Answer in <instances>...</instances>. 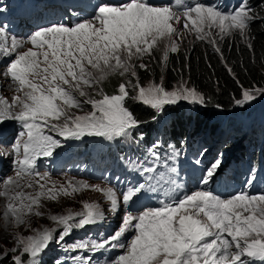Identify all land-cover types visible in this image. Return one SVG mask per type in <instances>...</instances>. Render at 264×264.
<instances>
[{"label": "snow or ice", "instance_id": "6c2138e0", "mask_svg": "<svg viewBox=\"0 0 264 264\" xmlns=\"http://www.w3.org/2000/svg\"><path fill=\"white\" fill-rule=\"evenodd\" d=\"M4 10L0 8V12ZM258 18L248 0H240L230 11L200 0H170L159 6L150 0H124L98 3L87 18L80 17L71 25L52 23L26 38L10 35L0 26V63L7 61L0 75L9 82L4 87L14 92L10 100L0 94V123L12 120L21 127L9 148L0 150V155L13 157L14 172L0 178V197L5 199L0 216L24 225L32 215H45L39 210L42 200L55 202L61 195L90 189L103 195L110 212L123 208L124 214L114 232L74 241L68 246L72 250L102 254L103 250L118 249L120 254L107 264H264V193L241 191L225 198L196 190L140 210L141 195L156 190L149 181L159 183L163 173L127 186L118 196L112 187L86 181L49 185V174L37 171L39 158L52 157L65 141L85 136L112 140L137 129L142 122L126 106L128 100L157 113L179 101L203 105L204 94L183 80L170 89L164 87L163 77L142 85L137 68L149 70L143 58L152 57L163 45L160 62L166 67L170 53L178 52L180 43L191 35L211 45L224 61L219 41L233 34L249 41L250 25ZM26 44L31 47L21 51ZM247 46L252 48L250 42ZM225 67L234 76L226 62ZM112 76L122 79L116 93L109 95L102 85ZM257 96H264V88L241 86L240 98L234 103L244 106ZM86 106L89 111L84 110ZM158 146L147 150L153 166L144 167L143 173L157 172ZM220 163L217 159L206 170L203 184L215 175ZM166 182L175 185L174 180ZM34 187L35 191H25ZM48 218L60 231L43 227L32 229L27 236L15 234V245L8 250L12 264H40L39 258L50 243H61L74 229L95 225L106 217L99 203L84 202L80 212ZM73 259L93 264L91 255Z\"/></svg>", "mask_w": 264, "mask_h": 264}, {"label": "rangeland", "instance_id": "374dc122", "mask_svg": "<svg viewBox=\"0 0 264 264\" xmlns=\"http://www.w3.org/2000/svg\"><path fill=\"white\" fill-rule=\"evenodd\" d=\"M102 2L119 4L124 2V0H0V8L5 9L0 12V26H5L10 35L26 38L40 27H45L52 23L71 25L77 22L80 17L87 18L93 12V5ZM150 2L159 6L170 3V0H150ZM200 2L217 5L221 10L230 11L239 4L240 0H200ZM259 3L260 1H258L257 6H259ZM251 8L253 9L254 7ZM23 25L26 28L21 32V28H24ZM231 36L243 39L237 34L225 36V38ZM193 39H195L193 36L188 35L180 45ZM27 47H31V45L26 44L21 51ZM160 48L163 49V45ZM146 59L147 56L143 58V62ZM6 63L7 61L0 63V73L3 72ZM181 80L185 81V79H178L170 87L165 88L170 89ZM149 81L154 80L149 77L140 83L147 85ZM120 82L121 80L118 84ZM8 83V80L0 75V94L10 100L14 92L4 87ZM188 86L191 87L189 84ZM117 87L118 85L110 92L107 90H112L113 88L103 90L111 95L116 93ZM257 87L264 88V85ZM89 91L91 92V90ZM127 102L148 110L150 114H148L147 118L141 119L142 123L140 126L126 137L107 140L102 137L85 136L79 140H68L54 152L52 157L39 158L37 171L49 174V185H51V182H56L57 186L66 185L69 180L86 181L89 185H100L101 188L112 187L119 196L127 186L144 183L149 175L158 177L160 173H163L164 179L159 183H156L155 180L149 181L156 190H146L141 195L137 204L140 210L148 207H158L161 201L171 202L178 200L185 194H190L196 190H209L225 198L241 191H246L253 195L264 193V185L259 182L256 183L258 179H256L257 177L253 179L254 172L251 171V168L246 167L247 156L243 155L240 158L234 151L240 148L247 151V148H252L254 144L258 148L260 143L264 141V96H257L254 101L244 106H237L233 103L228 107L179 101L176 105L166 106L164 111L160 113L140 103H135L131 100ZM202 109H205L207 117V121L205 120L204 124L207 123L203 125L205 127L203 133H194V142L186 144V147L184 146L181 149L171 144L165 152L159 154L160 159L156 165L157 172L152 174L143 173V168L153 166V161L150 162L148 158L136 156V153H134L136 137L142 139L143 134H148V137L153 138L159 137L158 135L160 134L167 135L176 119H181L182 123H191L196 114L203 113ZM84 110L89 111L90 106H86ZM143 114L145 115L146 113ZM153 116H155V119H153ZM209 123L213 125H211L210 132L207 131ZM240 127L246 130L252 129V133L244 137L243 133L237 131ZM20 130L21 127L16 121L7 120L0 123V150H7ZM237 136L238 139L234 145H228V148L222 147L224 140L229 139L233 142V139L237 138ZM178 137L179 140H186L182 135ZM122 151L126 153L125 157L118 155ZM86 154L88 155L86 156ZM185 154L187 157H185ZM225 154H227V157ZM12 159L11 155H0V178L14 175ZM217 159L221 161L220 166L209 181L215 180L214 177L216 176L225 184L223 186H225L227 191L223 192L219 189L210 188L208 184L201 182L206 170ZM89 161L95 163L96 176L95 174H90L92 172L90 166L84 167L82 165L84 168L80 166V163ZM170 169H175V171L172 172ZM129 173L132 174L134 179L121 184L119 179L127 177ZM117 176H119V179H117ZM168 180H174L175 185L167 183L166 181ZM230 182L237 184V186L229 185ZM25 191H35V187L25 189ZM84 202L99 203L104 210L106 218L95 225L74 229L61 243H50L49 247L39 258L40 264H56L57 261L60 264H79L73 257L86 255L93 257V264H107L110 258L120 254L118 249L114 251L103 250L102 254H93L84 250H72L68 247L77 240L97 239L100 236L106 237L114 232L121 223V217L124 214L123 208L118 212H110L109 203L104 199L103 195L90 189H85L69 196L61 195L55 202L42 200L43 206L39 210L45 215H32L27 218L28 223L24 225L17 226L0 216V258L5 257V252L8 253L7 256L11 257L12 253L8 250L15 245L13 239L15 234L19 233L27 236L32 234V229L43 227L56 228L57 232H59L60 228L48 217L52 214H66L69 211L80 212ZM4 206L5 199L0 197V213L3 212ZM133 211L135 213L136 209H133ZM127 238L130 239L131 234H127Z\"/></svg>", "mask_w": 264, "mask_h": 264}, {"label": "trees", "instance_id": "16d2710c", "mask_svg": "<svg viewBox=\"0 0 264 264\" xmlns=\"http://www.w3.org/2000/svg\"><path fill=\"white\" fill-rule=\"evenodd\" d=\"M248 1L251 7H254L253 9L259 18L250 25L249 41L233 36L224 37L223 40L219 41L224 61H221L220 55L208 43L193 39L180 45L178 52L170 53L166 67L160 62L162 49L155 51L152 57L147 56L145 63L148 64L149 70L144 71L137 68L140 82L149 77L159 82L163 77V85L168 88L178 79H185L191 87H195L198 92L204 94L205 105H219L220 107H228L234 103L236 98H240L241 86L247 89L264 85V0ZM258 1H260L259 6H257ZM249 42L252 44L251 49L247 46ZM225 62L232 68L234 76L227 71ZM120 80L121 77L112 76L103 83L102 87L103 89L113 88L107 90L113 91ZM126 106L136 115L138 120L145 119L150 114L148 110L134 106L130 102H126ZM202 112L194 117L192 123L194 128L192 129H187L190 125L189 122L182 123L181 120H178L171 126L172 128H170L163 142L173 141L180 135L186 136L189 130L190 134L196 132L201 121H207L205 109H202ZM146 138L147 136L143 134L142 139ZM153 145H156L155 142L147 144L150 147ZM253 147L257 148L255 144ZM259 148L261 153H264V141L260 143ZM251 155L252 151L249 156ZM0 264H12L11 257L0 258Z\"/></svg>", "mask_w": 264, "mask_h": 264}, {"label": "bare ground", "instance_id": "6f19581e", "mask_svg": "<svg viewBox=\"0 0 264 264\" xmlns=\"http://www.w3.org/2000/svg\"><path fill=\"white\" fill-rule=\"evenodd\" d=\"M58 19V18H57ZM23 30V29H22ZM223 135V134H222ZM224 136V135H223ZM218 137V136H217ZM228 137V136H227ZM215 139V138H214ZM243 139V138H242ZM216 142V141H215ZM206 143V142H205ZM215 144V143H214ZM240 149H236V150H234L235 151V154L236 153H238V151H239ZM233 154V153H232ZM134 158V157H133ZM71 159V158H70ZM144 160H146V159H144ZM235 161V160H234ZM102 163V162H101ZM237 163V162H236ZM72 165V164H71ZM75 165V164H74ZM236 165V164H235ZM110 166V165H109ZM95 176H96V174H95Z\"/></svg>", "mask_w": 264, "mask_h": 264}]
</instances>
